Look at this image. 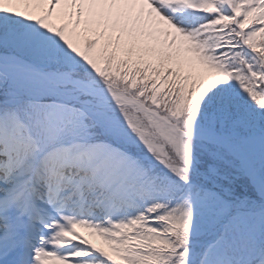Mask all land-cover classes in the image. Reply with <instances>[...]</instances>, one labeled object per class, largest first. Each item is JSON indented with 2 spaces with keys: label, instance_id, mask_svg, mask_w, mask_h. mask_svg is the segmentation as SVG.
Segmentation results:
<instances>
[{
  "label": "snow or ice",
  "instance_id": "obj_1",
  "mask_svg": "<svg viewBox=\"0 0 264 264\" xmlns=\"http://www.w3.org/2000/svg\"><path fill=\"white\" fill-rule=\"evenodd\" d=\"M0 264H264V0H0Z\"/></svg>",
  "mask_w": 264,
  "mask_h": 264
},
{
  "label": "rangeland",
  "instance_id": "obj_2",
  "mask_svg": "<svg viewBox=\"0 0 264 264\" xmlns=\"http://www.w3.org/2000/svg\"><path fill=\"white\" fill-rule=\"evenodd\" d=\"M78 231H80L83 234L88 233L87 235L90 236L93 241H95L93 243L97 244L98 246H102V247L105 246V247H107L106 245H104L103 241L98 236H94V235L90 234L87 229H78Z\"/></svg>",
  "mask_w": 264,
  "mask_h": 264
},
{
  "label": "bare ground",
  "instance_id": "obj_3",
  "mask_svg": "<svg viewBox=\"0 0 264 264\" xmlns=\"http://www.w3.org/2000/svg\"><path fill=\"white\" fill-rule=\"evenodd\" d=\"M85 233H86V232H85ZM81 234H82V235H85L88 239H91V241H93L92 238H91L90 236L87 235L88 233H86V234L81 233ZM103 247H105V246H103ZM105 248H107V247H105Z\"/></svg>",
  "mask_w": 264,
  "mask_h": 264
}]
</instances>
